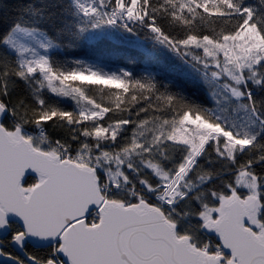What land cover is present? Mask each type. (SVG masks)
I'll return each mask as SVG.
<instances>
[{
	"label": "snow or ice",
	"instance_id": "obj_1",
	"mask_svg": "<svg viewBox=\"0 0 264 264\" xmlns=\"http://www.w3.org/2000/svg\"><path fill=\"white\" fill-rule=\"evenodd\" d=\"M0 264H264V0H0Z\"/></svg>",
	"mask_w": 264,
	"mask_h": 264
}]
</instances>
